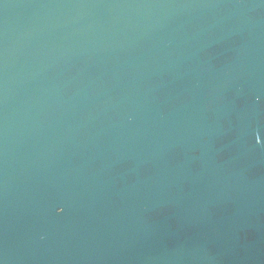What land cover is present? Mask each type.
Wrapping results in <instances>:
<instances>
[{"label": "water", "instance_id": "water-1", "mask_svg": "<svg viewBox=\"0 0 264 264\" xmlns=\"http://www.w3.org/2000/svg\"><path fill=\"white\" fill-rule=\"evenodd\" d=\"M0 264H264V0H0Z\"/></svg>", "mask_w": 264, "mask_h": 264}]
</instances>
